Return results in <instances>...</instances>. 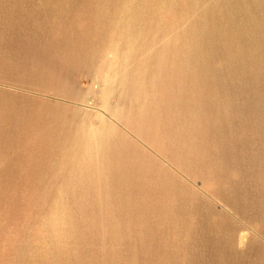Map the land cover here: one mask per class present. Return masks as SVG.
Wrapping results in <instances>:
<instances>
[{
	"label": "rangeland",
	"instance_id": "obj_1",
	"mask_svg": "<svg viewBox=\"0 0 264 264\" xmlns=\"http://www.w3.org/2000/svg\"><path fill=\"white\" fill-rule=\"evenodd\" d=\"M239 4L0 0V264H264V12Z\"/></svg>",
	"mask_w": 264,
	"mask_h": 264
},
{
	"label": "bare ground",
	"instance_id": "obj_2",
	"mask_svg": "<svg viewBox=\"0 0 264 264\" xmlns=\"http://www.w3.org/2000/svg\"><path fill=\"white\" fill-rule=\"evenodd\" d=\"M240 1V4H239V6H238V9H241V10H243V11H246L247 12V14H248V16H249V20H247V24H245V28H250V29H252V27H254L253 28V30H255L256 29V26H257V24H256V19H255V17H254V15L255 14H257V13H259V14H261L262 12H264V0H239ZM134 7H135V5H134ZM134 7H133V9H134ZM163 7H166L167 8V6L165 5V3H163ZM122 8V7H121ZM165 8V9H166ZM125 9V8H124ZM131 10H132V8H131ZM135 10V9H134ZM127 10H125V12H126ZM132 13V12H131ZM126 14H129V13H126ZM127 18H128V16H127ZM126 18V19H127ZM132 19L131 18H129L128 19V22L126 23L125 21H123L122 22V24H121V28L119 27V29L121 30V32L123 31L124 32V34H122L121 35V39H122V41H125V43H127V46L126 47H128L127 49H126V55L125 56H123L124 57V61L125 62H129L130 61V59L133 57V55L136 53H138L139 51H140V47L142 46V44L140 45V43H139V40H137V39H135L133 36H134V33H133V31H131L132 30V28H130V21H131ZM159 22V21H158ZM118 25V24H117ZM119 26V25H118ZM258 27H259V25H258ZM129 28H130V30H129ZM163 28V27H162ZM162 28H161V30H162ZM118 29V30H119ZM207 29V28H206ZM211 29V28H210ZM249 29V30H250ZM258 29V28H257ZM208 30V29H207ZM206 30V31H207ZM131 31V32H130ZM164 31V30H163ZM160 33V32H159ZM163 33V32H162ZM210 33V32H209ZM120 34V33H119ZM250 34L248 33V36H249ZM119 36V35H118ZM118 36H117V38H118ZM246 36H247V34H246ZM110 42H113V44H109L106 48H104V51H103V53L105 54V52H110V53H112V55L114 56L113 57V59L114 60H112V59H110L108 62H107V60H108V58L106 59V61L103 63L104 64V69L106 70L105 72V75H108V76H111V75H117V74H115L114 72L117 70V69H119V64L118 63H120L119 61L120 60H122V59H120L119 60V58H116V54H114L115 52H116V49H117V46H118V44H119V41H114V40H112V41H110ZM137 48V49H136ZM136 49V50H135ZM141 49H142V47H141ZM133 50H135L136 52H133ZM133 52V53H132ZM120 54V53H119ZM123 54V53H122ZM121 54V55H122ZM164 54V53H163ZM155 57V56H154ZM153 57V59L154 60H156L155 61V64H154V67L153 68H155V65L157 66V67H160L161 66V64H162V59L163 58H159V59H157V56H156V58H154ZM121 58H122V56H121ZM123 64V63H122ZM156 67V68H157ZM155 70V69H154ZM122 73H124V71L123 72H121V74ZM123 75V74H122ZM116 77V76H115ZM120 79H121V76H120ZM122 79H123V77H122ZM114 126L113 125H111V124H107V123H105V125H104V127L102 128V129H97V130H91L90 132L89 131H87V132H84L83 133V136H84V138L87 140V142H89V144H90V146L91 145H103V144H105L108 140H111V135L113 134V132H115L114 131ZM85 130V129H84ZM82 132V131H81ZM78 132H76V134H77ZM81 136H82V134H80ZM77 136V135H76ZM80 136V137H81ZM76 140V139H75ZM78 140H79V138H78ZM124 140V139H123ZM84 141V140H83ZM109 144V143H108ZM95 148V147H94ZM84 151V150H83ZM88 151V150H87ZM109 151V150H108ZM120 151V150H119ZM105 152V151H104ZM90 154V153H89ZM104 155V154H103ZM131 155V154H130ZM88 160V159H87ZM90 162V161H89ZM91 164V163H90ZM88 177V176H87ZM228 221V220H227ZM223 223V222H222ZM227 226V225H226ZM230 227V226H229ZM229 229V228H228ZM220 230V229H219ZM224 230V229H223ZM231 230V229H230ZM217 231V230H216ZM224 233V232H223ZM229 234V233H228ZM223 235V234H222ZM245 237L242 235L241 236V240H243ZM214 240H216V239H214ZM229 240V239H228ZM232 242V241H231ZM218 244V243H217ZM227 244V243H226ZM234 244V243H233ZM228 246V245H227ZM227 246H226V248H227ZM222 247V246H221ZM227 251V250H226ZM229 251V250H228ZM263 261V260H262ZM249 262V261H248ZM264 262V261H263ZM249 264V263H248ZM261 264V263H260Z\"/></svg>",
	"mask_w": 264,
	"mask_h": 264
}]
</instances>
